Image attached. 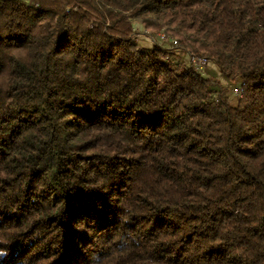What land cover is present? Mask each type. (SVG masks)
<instances>
[{
  "label": "trees",
  "instance_id": "obj_1",
  "mask_svg": "<svg viewBox=\"0 0 264 264\" xmlns=\"http://www.w3.org/2000/svg\"><path fill=\"white\" fill-rule=\"evenodd\" d=\"M0 264H264V0H0Z\"/></svg>",
  "mask_w": 264,
  "mask_h": 264
},
{
  "label": "rangeland",
  "instance_id": "obj_2",
  "mask_svg": "<svg viewBox=\"0 0 264 264\" xmlns=\"http://www.w3.org/2000/svg\"><path fill=\"white\" fill-rule=\"evenodd\" d=\"M25 1H27L28 3L30 2L33 3L35 0H25ZM136 29L138 32L136 34L137 36L136 38L138 42H140L142 45L152 46V44L156 40L163 42L159 33L156 35L153 33H150V31H147L146 29H144V27L141 24H137ZM165 45H168V44H165ZM201 70L204 71L205 74L214 75V77H216L217 79H220L224 83L226 87V91L233 101L237 98V95L235 94V88L238 86V84L236 83V81H228L223 75H221L218 72L217 67L215 66L213 62H210L209 64L205 65Z\"/></svg>",
  "mask_w": 264,
  "mask_h": 264
},
{
  "label": "built area",
  "instance_id": "obj_3",
  "mask_svg": "<svg viewBox=\"0 0 264 264\" xmlns=\"http://www.w3.org/2000/svg\"><path fill=\"white\" fill-rule=\"evenodd\" d=\"M193 62L196 64V66L199 69H202L205 65H207L208 61L205 58L199 57V56H193L192 57ZM240 88H235V93L239 94L240 93Z\"/></svg>",
  "mask_w": 264,
  "mask_h": 264
}]
</instances>
